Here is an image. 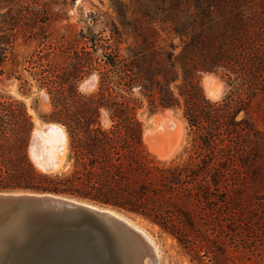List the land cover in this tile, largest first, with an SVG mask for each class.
Listing matches in <instances>:
<instances>
[{
    "label": "trees",
    "instance_id": "obj_1",
    "mask_svg": "<svg viewBox=\"0 0 264 264\" xmlns=\"http://www.w3.org/2000/svg\"><path fill=\"white\" fill-rule=\"evenodd\" d=\"M14 17L0 35V77L28 95L26 71L49 96L43 120L63 126L69 145L65 170L40 171L28 153L33 117L23 101L0 96V192L65 195L133 213L175 240L191 264L263 261L254 262L264 246V129L254 116L264 119L262 0H148L141 22L123 24L133 38L123 51L116 25L110 39L82 30L65 46L50 41L47 19L35 14L24 33L38 47L24 58L13 31L26 16ZM162 34L180 45L161 46ZM204 73L227 77L229 94L208 99ZM92 74L96 90L81 93ZM144 102L152 114L182 113L189 155H148Z\"/></svg>",
    "mask_w": 264,
    "mask_h": 264
},
{
    "label": "rangeland",
    "instance_id": "obj_2",
    "mask_svg": "<svg viewBox=\"0 0 264 264\" xmlns=\"http://www.w3.org/2000/svg\"><path fill=\"white\" fill-rule=\"evenodd\" d=\"M262 1L264 2V0ZM146 4H148V0H0V35L2 31L9 33L12 25L10 17L19 14L26 16L13 33L18 37L15 49L16 53L21 58L27 57L37 49L38 43L26 42L25 39L27 37L24 30H32L34 21L31 20V17L37 14L41 18V21L47 19L48 24H45L47 27L46 34L49 35L50 41L59 42L65 46L74 40L76 35L82 30L84 32L91 30L95 34L103 33L104 38L110 39L111 30L113 29L112 25H116L123 33V43L120 45V49L123 51L133 42V38H129L128 35L131 28L124 27L123 24L134 23L135 20L141 22L142 13L146 10ZM119 7H122L124 12L122 17L119 16ZM40 25V23L36 24L34 26L36 29L33 31L38 32ZM110 43L114 45V39ZM170 43L180 45V40L174 34H162L161 46L169 49L168 45ZM6 69H9V67ZM23 75L32 84L30 94H20L18 92L19 83L17 81L5 80L4 77H0V96H13L23 101L35 122L34 130L40 129L44 125L52 123H47L43 120V117L50 115L52 111L50 99L45 90H38L36 82L29 78L26 71L23 72ZM213 77V85L222 90V95L219 99L222 100L229 94L232 87L229 85L227 77L223 74L214 73ZM202 78L203 76L200 77V84L204 90ZM97 82V75L92 74L79 83V91L83 94H90L96 90ZM143 105L138 111V116L144 124V138L146 135H149L161 147L168 149L171 145L173 148L172 153L166 155L168 157L163 160L151 151L144 139L148 155L158 161H171L180 155H189L188 151L191 149V139L188 136L187 123L183 119L182 113L180 111L168 110L171 112L172 117L164 118L162 115L167 111L152 114L149 112L147 103L144 102ZM157 116L159 117L158 120H156ZM254 116L257 119L258 126L264 129V119L258 114ZM55 140L51 145L54 148L50 154L48 152V155H55L56 159L58 156L65 159L63 160L62 167L54 172L58 173L65 170L67 165L69 139L67 135L62 139L56 138ZM185 150H187V153H185ZM135 220L150 233L157 243L160 253V264H191L189 259L181 253L175 240L163 235L156 226L144 218L136 217ZM257 254H260V256L255 258L254 262H259L260 257H263L264 261V246L258 248ZM263 261L259 262V264H264Z\"/></svg>",
    "mask_w": 264,
    "mask_h": 264
},
{
    "label": "water",
    "instance_id": "obj_3",
    "mask_svg": "<svg viewBox=\"0 0 264 264\" xmlns=\"http://www.w3.org/2000/svg\"><path fill=\"white\" fill-rule=\"evenodd\" d=\"M136 217L65 195L0 192V264H159Z\"/></svg>",
    "mask_w": 264,
    "mask_h": 264
},
{
    "label": "bare ground",
    "instance_id": "obj_4",
    "mask_svg": "<svg viewBox=\"0 0 264 264\" xmlns=\"http://www.w3.org/2000/svg\"><path fill=\"white\" fill-rule=\"evenodd\" d=\"M213 78H214L213 75L205 76L203 87H204L205 95L207 96V98H209L212 101H217L220 99L222 95V90L221 88L215 87L213 85V81H212ZM162 117L171 118L172 117L171 112L167 111L166 113L162 115ZM158 119L159 117L157 116L156 120ZM65 136H67L65 129L61 125H58V124H47V125H44V127L35 130L34 139L36 141V145L32 147L29 155L34 165L40 171L45 172L46 168H53L54 172H56L62 167L63 160L65 159H63V157L61 158V156H58L59 158L57 157L56 159L55 155H52V154L48 155V152L50 154L52 149L54 148V146H51V145L56 138L62 139ZM144 139L149 145L151 151L155 153L160 159H163V160L166 159L168 157L166 155L172 153L173 151V148L171 147V145H170V148L165 149L161 147L160 145H158V143L153 138H151L149 135H146ZM59 143H61V141H59ZM143 235L146 237V240L151 245L155 254L157 255L156 259L160 260L159 248L154 238L150 235L149 232L146 233L143 231ZM151 262L152 264H155L156 262L155 258H153Z\"/></svg>",
    "mask_w": 264,
    "mask_h": 264
}]
</instances>
